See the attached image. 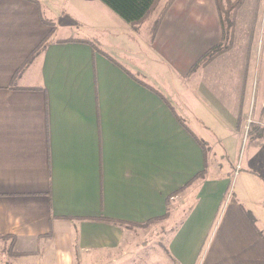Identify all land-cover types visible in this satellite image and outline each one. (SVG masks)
I'll list each match as a JSON object with an SVG mask.
<instances>
[{"label":"crops","instance_id":"obj_1","mask_svg":"<svg viewBox=\"0 0 264 264\" xmlns=\"http://www.w3.org/2000/svg\"><path fill=\"white\" fill-rule=\"evenodd\" d=\"M35 1L0 0V242L20 264H127L151 244L148 264H264V199L234 197L211 147L261 122L264 31L239 42L245 6L232 49L191 72L221 41L214 0H174L152 40Z\"/></svg>","mask_w":264,"mask_h":264},{"label":"rangeland","instance_id":"obj_2","mask_svg":"<svg viewBox=\"0 0 264 264\" xmlns=\"http://www.w3.org/2000/svg\"><path fill=\"white\" fill-rule=\"evenodd\" d=\"M40 3V9L43 12L44 16L47 19H50L49 16L45 13L44 6H52L53 12L56 15H60L62 12L63 14H69L74 21L83 27L96 28L98 25L100 26H111L112 20L111 17L118 20L124 26L126 24L118 19L116 15H114L110 10H108L104 5H102L99 1L93 0L95 5H90L86 0H38ZM164 0H162L163 2ZM262 1V0H261ZM259 10L260 16V8L261 3L260 0H244L241 7L239 8L236 18L240 13V10L243 6H245L244 10L240 14L239 18V42L244 41V39H248V36L253 33V41L251 44L256 43L258 37L264 31V17L262 18V23L260 19H258L257 23L249 29L247 25V11L251 10L252 5ZM160 9V8H159ZM158 9L155 10V12ZM161 11V9H160ZM62 14V15H63ZM155 14V13H154ZM153 16V15H152ZM245 21H244V20ZM152 18H147L141 25H139V34L142 37H148L150 28L153 26ZM236 29V25H235ZM117 31H119L116 28ZM221 31V29H220ZM235 32V31H234ZM246 35L244 38L243 36ZM250 43V41H249ZM234 44V43H233ZM247 93L248 89L245 90V101H247ZM206 140V139H205ZM208 141V140H206ZM209 142V141H208ZM211 145V144H210ZM215 148L217 153V161L220 163L219 165L222 167V172L224 174L229 175L230 179V191L237 197L239 200L244 201L246 199L255 198V201H259L264 199V192H263V180L264 178V170L262 167H255L249 166L250 162V155L252 153L257 152L255 155L258 159L264 160V143L259 141L258 143L252 144L250 139L246 138V134H244L243 139L238 143H231L228 142L225 146L226 151H222L221 146H212ZM249 162H248V160ZM220 160V161H219ZM254 173H252V172ZM261 207L264 209V200L260 201ZM246 207V205H245ZM261 210V209H260ZM186 211H178L176 215L172 216V218L168 221V228L163 229V234L169 233L170 230H174L175 227L183 220ZM171 220V221H170ZM11 247H14V244H10ZM5 243L0 242V264H20L16 258L12 256L13 248L9 249ZM13 245V246H12ZM156 247L153 244L149 245L148 248L144 249V259L140 256H134L127 264H148L147 261H151L152 258L150 256H154L155 252H157ZM139 251V250H138ZM142 251V250H140ZM160 254V253H159Z\"/></svg>","mask_w":264,"mask_h":264},{"label":"trees","instance_id":"obj_3","mask_svg":"<svg viewBox=\"0 0 264 264\" xmlns=\"http://www.w3.org/2000/svg\"><path fill=\"white\" fill-rule=\"evenodd\" d=\"M33 4H36L35 0H26ZM116 15L121 21L130 26L133 32H137L139 25H141L147 18H149L157 9L162 0H97ZM174 0H167L164 7L161 9L157 20L153 23L150 29L151 40L154 38L161 20L165 13L171 6ZM244 0H214L218 19L221 29V41L216 46L209 49L192 67V71L202 69L211 64L216 58L229 52L235 40V25L236 14L241 7ZM53 27V26H52ZM83 42V41H81ZM47 41L41 43L34 52L27 58L25 64L33 62L46 48ZM263 124V126H262ZM264 137V108L261 113V122L256 125L249 124L246 138L250 141L261 139ZM201 149L206 155V148L204 144H199ZM205 171L197 175L203 177ZM264 183V179H263ZM168 203V202H167ZM4 239V238H3ZM13 246V245H12ZM10 248H13L9 247ZM14 258L26 257L27 254L12 253Z\"/></svg>","mask_w":264,"mask_h":264}]
</instances>
